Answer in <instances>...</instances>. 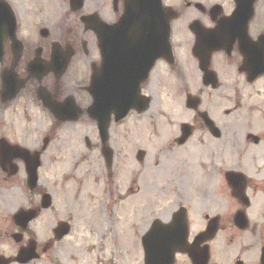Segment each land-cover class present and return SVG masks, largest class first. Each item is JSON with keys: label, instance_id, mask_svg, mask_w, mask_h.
I'll list each match as a JSON object with an SVG mask.
<instances>
[{"label": "flooded vegetation", "instance_id": "obj_1", "mask_svg": "<svg viewBox=\"0 0 264 264\" xmlns=\"http://www.w3.org/2000/svg\"><path fill=\"white\" fill-rule=\"evenodd\" d=\"M253 6L247 22L243 15L232 18L236 0H0V185H28V166L38 164L39 182L49 183L47 155L61 144L66 126L83 127L74 130L79 136L86 131L72 148L103 155L95 114L105 119L110 107L124 106L121 97L111 96L114 86L135 97L125 118L116 120L113 113L108 122L111 148L103 157L110 177L117 168L121 178L125 172L115 166L112 140L119 137L127 149L129 125L162 126L158 160L171 150L197 152L192 171L176 175L169 190L181 188L182 196L193 199L219 198L216 209H207L196 223L187 200L176 201L164 221L172 223L177 214L191 233L187 250L147 246L166 248L151 252L149 264H166L172 252V264H202L208 254V264H264V0ZM160 31L169 35V50L144 76L145 57L136 52L151 32ZM111 44L116 60L105 64ZM125 51L133 63L121 61ZM96 74L105 93L100 104ZM150 155L146 147L135 159L144 165ZM41 182L28 192L27 208H39L50 191ZM158 219L144 234H161L152 228ZM208 230L218 234L201 240ZM222 234L228 241L216 243Z\"/></svg>", "mask_w": 264, "mask_h": 264}, {"label": "rangeland", "instance_id": "obj_2", "mask_svg": "<svg viewBox=\"0 0 264 264\" xmlns=\"http://www.w3.org/2000/svg\"><path fill=\"white\" fill-rule=\"evenodd\" d=\"M65 128L69 130L61 132V144L52 147L47 155L45 169L49 173V183L43 179V183L40 181L42 185L47 184L49 192H52L54 205L51 210H43L40 217L30 224V235L38 239L41 247L52 242L54 245L42 254L41 260L30 264H143V234L154 218L169 221L172 209L179 204L176 201L187 200L191 219L195 223L207 209H216L213 204L219 200L218 197L200 195L193 199L182 196L185 191L181 188L175 193L169 190L176 184H170L176 175L188 176L192 171L197 162L194 159L197 152L195 148H185L177 153L171 150L162 153L158 160L156 153L165 142L164 127L150 126L145 129L141 125H129L126 127L127 149L121 148L123 145L119 137L112 140L118 160L115 166L125 170L123 178L120 168L110 177V170L100 151L91 154L86 151V146H83L85 149L82 152L78 146H70L76 139L83 138L82 134L86 131L80 136V131L74 132L83 127L70 125ZM117 131L119 134V129ZM146 147L150 149L149 159L144 165L137 163L135 153ZM56 151L57 156L54 155ZM123 160L124 166L121 164ZM28 192L25 184L0 185L2 254L9 255L20 247V243L12 238L15 230L9 217L19 207H26L32 202ZM253 210L257 212V205ZM63 220L69 222L72 229L69 235L58 241L53 229ZM221 236L222 239L216 243L228 241L225 234Z\"/></svg>", "mask_w": 264, "mask_h": 264}, {"label": "water", "instance_id": "obj_3", "mask_svg": "<svg viewBox=\"0 0 264 264\" xmlns=\"http://www.w3.org/2000/svg\"><path fill=\"white\" fill-rule=\"evenodd\" d=\"M238 2H239V6L241 8H240V10L238 12H236V14L237 15L241 14V13L247 14L248 15V19H250L251 18L250 16H251V14L253 12V6L252 5H253L254 0H238ZM245 20H246V18H245ZM161 36H164V38L163 39L160 38V41L162 43L160 48L156 47L155 44L152 41H150L148 43V45L151 46L150 51L148 52V53H150L151 57H148V60H146L147 68L145 69L144 74L145 73L148 74V72L153 67L152 65L155 63V60L159 56H161L162 54L166 53L167 44L165 42L168 41V37H167L166 34L165 35H161ZM156 38H158V37H156ZM157 46H159V45L157 44ZM113 47L114 46L111 47L112 50H113ZM125 47L129 48L128 45H126ZM126 54H128V53L126 52ZM126 54H122L121 59H123V57L126 56L127 57V61L132 60L131 57L129 55H126ZM111 55H113V52L111 53ZM114 60H115V58H113L111 60V63H113ZM96 81L98 82L99 89L101 90L100 80L96 79ZM113 90H114L113 91V95H115V94L118 95V97H121V99L124 101V106H123L124 108H121V106H119V107L114 106V109L118 108L120 111L124 110V114L122 113L121 115H118V117H117V118H121L122 116H125L128 113V110L131 109V107H133V104H132L133 100L132 99H133V97L135 95L132 94L131 92H126V91H124V92H116L115 93V89H113ZM103 95H104L103 90H101V91L97 90V97L98 98H102ZM118 99H120V98H118ZM112 111L113 110L108 111V117H109V114L112 113ZM115 112L118 113L117 110ZM99 119H101V118L99 117ZM109 120H110V117H109ZM100 122H103V120H100ZM103 128H104V130H106L107 126H105ZM34 171H36V167L34 168ZM34 181L36 182V178L34 179ZM36 183L32 184V186H36ZM42 204H43V207L49 208L50 205H51V197L49 195H46L44 197V199H43ZM37 216H38V211H36V210H32L31 209V210H29L27 212L22 210L21 212L18 213V215L15 217V219L17 220V225H21L22 227L27 228L28 227L27 225L29 224V222L31 220H33L34 218H36ZM178 226H179V224H178ZM178 226L175 225L173 227V229L177 228ZM181 227H183V229L186 228L184 226V224H182ZM163 228H166V227H163ZM70 229H71L70 225L67 222H63L62 224H60V226L55 230L57 239L58 240L63 239L64 235H66V234H68L70 232ZM164 230H166V229H164ZM162 232H165V231H162ZM216 232L217 231H215V230H210V231L207 232L206 235L212 237V236L215 235ZM175 236H179V235H177V234L175 235V234H171V233H166V234L163 233V235L157 236V235H153L152 234V236H149V235L145 236L144 239H143V243L145 245H147L148 244L147 243L148 240H151L153 238L152 243L154 245H164V244L165 245H170L172 243H175L176 240H178L177 242H178L179 245H183L184 243H186V239L188 237V232L186 233V231H184V235H183L182 238L177 237L175 239ZM13 237L16 239L17 242H19L22 239V234L21 233L15 234ZM173 240H175V241H173ZM38 258H40V255L37 252L36 242L34 240H32L27 247H22L21 248V250H20V252H19L17 257H14V258L10 257L8 259L5 256H1L0 255V264H11L13 262L29 263V262H31V260L38 259ZM168 262H169V259H168Z\"/></svg>", "mask_w": 264, "mask_h": 264}]
</instances>
